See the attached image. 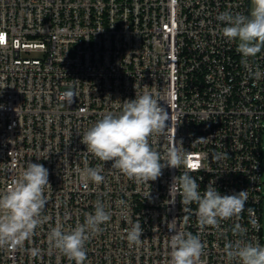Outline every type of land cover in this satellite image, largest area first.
<instances>
[{
    "label": "built area",
    "instance_id": "built-area-1",
    "mask_svg": "<svg viewBox=\"0 0 264 264\" xmlns=\"http://www.w3.org/2000/svg\"><path fill=\"white\" fill-rule=\"evenodd\" d=\"M251 0H0V190L30 161L49 170L47 217L19 244L0 246V264H69L52 247L50 229L84 221L100 200L110 213L86 241V264H169L168 222L199 234L194 264L229 262L225 244H264L262 181L264 48L243 59L223 37L219 12L247 14ZM262 73L256 79L253 73ZM70 89L73 102L64 101ZM151 91L170 114L150 143H173L188 167H165L152 181L130 178L86 151L83 132L125 98ZM39 158V159H38ZM100 166L99 184L80 178ZM193 175L200 190L210 179L222 193L245 189L238 216L217 226L198 223L196 203L169 193L174 175ZM141 240L129 244L136 222ZM239 224L241 231L234 232ZM74 264V261L71 262Z\"/></svg>",
    "mask_w": 264,
    "mask_h": 264
},
{
    "label": "clouds",
    "instance_id": "clouds-1",
    "mask_svg": "<svg viewBox=\"0 0 264 264\" xmlns=\"http://www.w3.org/2000/svg\"><path fill=\"white\" fill-rule=\"evenodd\" d=\"M216 19L222 22L223 37L236 42L243 59L254 57L264 48V0H251L247 14L225 10ZM253 75L259 79L262 73L257 69ZM61 95L72 104L74 93L70 89L62 90ZM160 101L151 91L122 100L117 111H106L80 136L86 151L102 162L111 161V167L124 175L145 181L157 179L165 167L184 165L187 169L188 155L183 148L173 143L160 152L150 143L153 134L163 133L169 126L166 122L170 114ZM48 177L47 167L29 160L11 186L0 190V246L21 243L47 219L41 213L46 204L45 189L50 185ZM80 178L85 183L99 184L104 176L100 166H86L81 169ZM169 193H177L183 205L196 203L195 214L201 227L217 226L222 219L238 216L248 198L246 188L222 193L214 179L200 190L197 179L187 170L172 177ZM109 219L105 205L97 200L94 211L86 213L84 221L74 228L64 230L60 224L52 227L49 243L68 258L69 264H86V241ZM168 229L169 264H194L204 247L200 235L179 230L175 218L168 222ZM233 231H241L240 225ZM142 232L136 221L124 238L129 244H137ZM225 254L229 262L234 260L236 264H264V244L236 239L225 244Z\"/></svg>",
    "mask_w": 264,
    "mask_h": 264
},
{
    "label": "rangeland",
    "instance_id": "rangeland-1",
    "mask_svg": "<svg viewBox=\"0 0 264 264\" xmlns=\"http://www.w3.org/2000/svg\"><path fill=\"white\" fill-rule=\"evenodd\" d=\"M262 146H263V165H262V181L264 187V129L262 131ZM263 216H262V224H263V232H264V198H263Z\"/></svg>",
    "mask_w": 264,
    "mask_h": 264
}]
</instances>
